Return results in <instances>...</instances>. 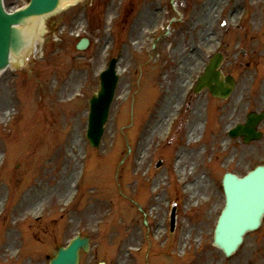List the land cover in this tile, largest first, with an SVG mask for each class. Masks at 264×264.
I'll return each mask as SVG.
<instances>
[{
    "label": "rangeland",
    "instance_id": "obj_1",
    "mask_svg": "<svg viewBox=\"0 0 264 264\" xmlns=\"http://www.w3.org/2000/svg\"><path fill=\"white\" fill-rule=\"evenodd\" d=\"M212 1L77 0L44 19L38 53L0 76V264H48L77 234L91 241L81 264H264V221L231 257L212 238L223 174L264 163V137L245 145L227 135L264 110V0H218L200 22ZM78 30L90 39L85 50L76 48ZM155 30L168 39L154 48ZM215 51L237 78L233 94L186 97ZM113 56L120 79L93 149L89 98ZM185 151L193 156L181 171Z\"/></svg>",
    "mask_w": 264,
    "mask_h": 264
},
{
    "label": "water",
    "instance_id": "obj_2",
    "mask_svg": "<svg viewBox=\"0 0 264 264\" xmlns=\"http://www.w3.org/2000/svg\"><path fill=\"white\" fill-rule=\"evenodd\" d=\"M62 0H31L30 4L14 13L4 10L0 0V71L5 69L12 54L25 50L33 40L36 19L55 10ZM19 25V26H18ZM87 39L82 40L78 47L86 48ZM21 50V51H22ZM222 57L218 55L210 61L204 76L196 91L208 87L215 96L227 97L234 87L232 77H227V84L221 79L218 69ZM116 61L113 60L109 68L101 74V87L91 98V114L89 137L95 146L99 145V138L103 132V124L107 120L110 103L113 99L117 76ZM16 67V65H13ZM19 67V66H18ZM264 114H251L246 125H238L231 131L233 136L244 135L246 141L259 138L255 127ZM227 204L220 217L215 232V243L222 247L227 255H231L243 242V235L248 230L259 227L264 217V166L258 167L244 178L227 174L224 180ZM246 210V211H245ZM88 250V239H78L67 248H61L51 264H79V249Z\"/></svg>",
    "mask_w": 264,
    "mask_h": 264
},
{
    "label": "bare ground",
    "instance_id": "obj_3",
    "mask_svg": "<svg viewBox=\"0 0 264 264\" xmlns=\"http://www.w3.org/2000/svg\"><path fill=\"white\" fill-rule=\"evenodd\" d=\"M76 0H62L61 2H59V5L58 6H64V5H67V4H69V3H72V2H75ZM219 1L218 0H213L212 2H211V5L209 6V8H208V10H207V12L205 13V15H204V17H203V19H202V21H200V22H205L206 20H208L209 18H210V16H212V14L214 13V11H216V9H217V7H216V4L218 3ZM57 6V7H58ZM46 15H48V14H45L42 18H38V19H36V23H35V28H36V31H35V29H34V35H33V37L34 36H36V38L38 39L39 37H40V34H42L43 32H44V28L42 27V22H43V20L45 19V17H46ZM151 20H152V18L151 17H148L147 18V20H146V22H147V24H149L150 22H151ZM110 22H111V20H110ZM198 23V22H197ZM39 24H41L40 26H39ZM204 38V37H203ZM207 40V38H204V39H202V43H204L205 41ZM207 42V41H206ZM207 43H209V40H208V42ZM201 46H199V48H200ZM198 49V48H197ZM23 51V50H22ZM194 58H187L186 59V61H189V60H193ZM11 61H14L13 60V58H11ZM186 66V65H185ZM187 67V66H186ZM187 69H188V67H187ZM5 70H7V69H5ZM4 73V72H3ZM3 73H0V76L3 74ZM170 107V105L169 106H167V108H165V109H163L161 112H160V115H159V119H160V121L155 125V130H154V132L153 133H155V132H158V131H160L161 129H162V127H163V125H164V122H165V120H166V118H167V116H165V115H168V111H169V108ZM0 110H5V108L3 109V107H2V104H0ZM192 126H191V132H190V134H189V136H188V140L191 142L194 138H195V136L197 135V133H198V125H199V119H197V120H195L194 122H193V124H191ZM190 156H193L191 153H189V152H187V151H185L184 152V154H183V157H181L180 159H179V161L177 162V167H181L180 169H181V171H182V169L184 170L185 168H187V164H186V162H187V160L188 159H190ZM194 186H196L195 184H191L189 187H188V189L193 193V197L192 198H194L195 197V195H196V190H195V187ZM246 211V210H245Z\"/></svg>",
    "mask_w": 264,
    "mask_h": 264
}]
</instances>
